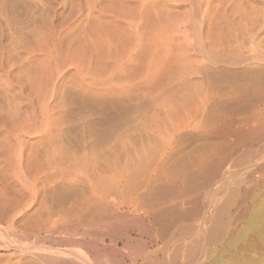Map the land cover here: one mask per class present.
I'll return each instance as SVG.
<instances>
[{"label": "bare ground", "instance_id": "bare-ground-1", "mask_svg": "<svg viewBox=\"0 0 264 264\" xmlns=\"http://www.w3.org/2000/svg\"><path fill=\"white\" fill-rule=\"evenodd\" d=\"M0 9L17 32L12 64L0 51V264H59L22 257L30 250L11 237L14 215L30 205L18 223L68 239L116 203L130 204L144 232L157 229L141 217L146 204L166 199L173 188L162 178L189 166L202 172L196 183H218L195 225L211 248L189 264H223L215 252L246 236L264 244V151L255 148L264 0H0ZM176 253L161 264H176Z\"/></svg>", "mask_w": 264, "mask_h": 264}, {"label": "rangeland", "instance_id": "rangeland-1", "mask_svg": "<svg viewBox=\"0 0 264 264\" xmlns=\"http://www.w3.org/2000/svg\"><path fill=\"white\" fill-rule=\"evenodd\" d=\"M0 23L2 24L1 27H3V31L5 33L0 40V51L3 53V56L7 58V60L9 59V63L12 64V59L16 58V49H13V47L16 46V38L14 40L12 39L17 35L16 24L14 25L9 21V15H7L6 12H4L2 9H0ZM187 27L189 28V26ZM12 49L14 50V52ZM13 67L15 66L12 65V68L10 67L12 71L14 69ZM262 137L261 140L263 139V142H259V146L256 145V142L255 148H263L264 151V146L260 147V144H264V138ZM63 141H65L64 144L67 143L66 140ZM190 168L191 166L179 173L167 175L162 178L163 182L168 183L167 185H165L166 183H164L165 186H169L170 189L173 188L172 190H170L171 193L169 192L170 194H168L167 198H169L171 195L170 198L172 199L173 195V198L176 197V200H167V198H161L162 201H160V199L154 203L146 204L148 206V212L146 213L147 215L142 214L141 217L146 216L148 220L154 221L157 229H153V226L149 225L147 231L144 232L143 223L135 221L133 222L131 220L132 214L130 211L132 210V208L130 204L127 205L121 203L120 205V203H116L113 204L112 207L108 206L104 208L105 210H103V212H105V214H102L103 212L100 214L98 219L99 221L97 222L98 224L94 222V225L91 224L87 226L89 230L85 226V229L81 228L76 232L77 234L75 238L71 239L72 237H69L68 239V237H65L66 234L64 235L61 232H59V234L57 231H53L47 234L43 232L38 233L34 227L27 228L31 226L18 223L20 218L24 216L25 212H27L28 210H32V208L30 209V205V207L24 208V211L21 210V212L14 215V219L16 220L14 224L15 232H12L13 235H11V233L8 234L9 236L11 235V237L16 236L15 238L18 241L27 245L30 251L25 253L22 257L32 259L40 257L41 259L46 261L50 258L57 259L59 264H84L83 260L80 258V253L87 256L93 264H161L165 262L164 260H167L168 257H170L171 253L176 252H178V254H176L179 255L176 260V264H189L190 260L195 257L197 253L203 252V250H205L203 249V247H206V249L211 248V245L205 246L204 244L202 245L201 243H198L199 241L201 242L202 237L197 229L195 230V225L197 224V220L199 221L202 217L201 210L208 211L209 208L206 206H208L207 204H211L213 195H215V192H217L215 188L218 186V183L216 181L212 182L211 185H207V187L204 186L206 184L202 180L196 183L197 176L198 179L202 177V172L193 171ZM214 183H216V185ZM173 186H175L176 188H174ZM194 186L197 187L196 189L200 190L199 192L197 190L198 193L196 192ZM151 189L152 188H148L146 191L149 192V190ZM176 189L178 191H176ZM203 190H205V192ZM22 191V189L19 190L18 198L22 201L23 206H25V199L21 197L20 193ZM209 192H211L212 194H209ZM202 195L203 198H201ZM196 198L198 199V201ZM118 199L119 198H116V200ZM145 199L144 201H147V198ZM206 200H208V202ZM200 201H202V203ZM33 203L32 205H36L37 202L34 201ZM169 203L172 204L169 205ZM154 213L155 215L153 216ZM103 215H105V217H103ZM191 215L194 216L191 217ZM100 217H103L106 220L102 218L100 219ZM53 219L59 226L63 225L65 222V220L60 216H54ZM59 221H62L63 224H60ZM6 223L3 224L4 227H6ZM23 226H26L25 229H23ZM86 229L87 231H84ZM80 231H84V234L82 232L81 234ZM78 235H80V237ZM130 238L133 240L142 238L147 247L146 250L141 249L136 243L133 246H130ZM249 239L250 238L246 236L242 242H237L232 247H229L226 251H216L215 257L218 260L222 261L223 264H264V244L259 240H250L249 242ZM47 246H49L50 249L47 250ZM174 248H176V250ZM219 254L221 255L217 257ZM10 257L12 261H14L16 258V256L13 254L10 255ZM162 258L164 259L162 260ZM155 260H157V262ZM14 263L18 264L16 262H13L11 264ZM2 264L10 263L4 262Z\"/></svg>", "mask_w": 264, "mask_h": 264}]
</instances>
